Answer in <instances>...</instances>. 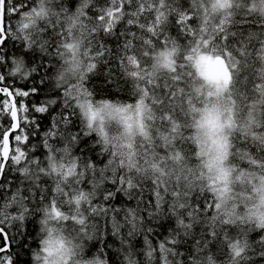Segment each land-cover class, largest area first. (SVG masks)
<instances>
[{
	"label": "snow or ice",
	"instance_id": "snow-or-ice-1",
	"mask_svg": "<svg viewBox=\"0 0 264 264\" xmlns=\"http://www.w3.org/2000/svg\"><path fill=\"white\" fill-rule=\"evenodd\" d=\"M0 116V264H264V0H0Z\"/></svg>",
	"mask_w": 264,
	"mask_h": 264
},
{
	"label": "trees",
	"instance_id": "trees-1",
	"mask_svg": "<svg viewBox=\"0 0 264 264\" xmlns=\"http://www.w3.org/2000/svg\"><path fill=\"white\" fill-rule=\"evenodd\" d=\"M12 24L15 25V19L12 20ZM8 50L11 51L13 48V42L9 41L8 42ZM29 64H31V60L28 61ZM5 72H7V69L4 70ZM115 71V70H114ZM35 79L37 82V86L41 89L40 93L37 95H32L28 98H24V97H19L17 99H19L20 101L25 102L29 107L32 106V104L36 103H40L41 100L45 99L46 95L49 92V88L44 86V85H40L39 84V76L37 75H33V78ZM32 79H29L27 81L21 80L19 77H15V78H9L8 80V86L11 87H16V88H21V89H27L30 88L32 86ZM13 80H15V83L13 84ZM91 88L94 89L95 94H96V98L97 99H101V98H108V99H112V100H117V101H127L128 100V96L125 93L119 92L115 87H109L106 83H105V78L101 75L99 77H97L96 79H94L92 81V84L90 85ZM59 107L58 106H53L52 111H58ZM39 120H40V127H41V132L44 131L50 122V115L49 114H35ZM7 124V119L3 116H0V128H3L5 125ZM95 139V136L85 139V143L90 144L92 140ZM39 142V137L38 136H34V137H30V141H29V145H34L37 144ZM84 145L82 144L81 147H83ZM77 152H79V149L76 150ZM36 155H41V151H37ZM147 196V194H145ZM124 202V198L123 197H118V199L116 200L117 204H120ZM129 204V206L134 205V201L133 202H127ZM169 223H166L164 225L163 228L159 229L158 231H166V228L169 226ZM38 225L36 223L35 220H30L27 224V230L29 233V236H35L36 231H37ZM12 235H15V230L12 229L10 230ZM126 231V230H125ZM16 240L17 242H20L22 240V238L20 236H16ZM24 242L28 243L29 245H31L32 247H35V244L33 243V241L31 239H28L27 237L24 238ZM107 242L109 244H111L113 247L112 249L108 250V257L109 260L111 261V264H120V257L117 254L116 249L119 248V241L115 238L112 237L111 235H109L107 237ZM155 242V241H154ZM2 243V242H0ZM143 243V238L138 237L135 241V245H136V249L139 250L140 247L142 246ZM95 247H92V251L89 253V255L92 254V252L95 251ZM8 255H12L14 260H15V264H31V252L29 248H26L23 246V244H21V246L17 247L16 243H13L11 245L10 251L8 252Z\"/></svg>",
	"mask_w": 264,
	"mask_h": 264
}]
</instances>
